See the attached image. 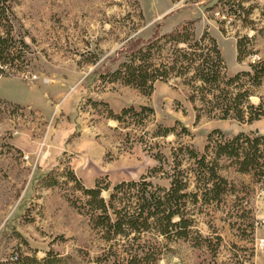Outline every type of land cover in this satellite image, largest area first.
Listing matches in <instances>:
<instances>
[{"label": "rangeland", "instance_id": "rangeland-1", "mask_svg": "<svg viewBox=\"0 0 264 264\" xmlns=\"http://www.w3.org/2000/svg\"><path fill=\"white\" fill-rule=\"evenodd\" d=\"M0 1L12 7L14 37L28 45L14 61L0 63V260H41L51 251L62 256L61 264H111L109 243L68 200L81 197L67 180L70 171L86 187L97 179L112 186L142 176L167 187L166 175L152 170L160 165L154 156L163 155L168 169L173 149L188 145L203 152L215 129L227 138L264 135V117L252 123L221 119L199 100L192 103L184 77L157 80L147 95L108 78L131 49L186 22L197 38L207 31L216 39L227 75L249 70L250 62L264 59V0H240L254 5L247 22L239 18V0H230L231 10L217 0ZM241 36L252 39V52L238 62ZM260 97L264 81L250 100ZM128 107L139 113H127L122 122L107 118L108 108L120 113ZM166 128L172 130L164 134ZM182 162L192 165L187 156ZM220 164L234 193L192 207V240L173 242L157 264H264V246L258 245L264 239V178L238 172L226 160ZM49 178L57 183L48 185ZM198 233L209 238V247Z\"/></svg>", "mask_w": 264, "mask_h": 264}, {"label": "trees", "instance_id": "trees-1", "mask_svg": "<svg viewBox=\"0 0 264 264\" xmlns=\"http://www.w3.org/2000/svg\"><path fill=\"white\" fill-rule=\"evenodd\" d=\"M242 1L236 3L242 10L239 18L247 22L254 5L245 7L241 5ZM217 3L227 6L228 10L234 5L230 0H217ZM12 17L11 5L0 1V63L3 64L14 61L28 46L22 38L14 37ZM251 41L247 36L236 39L238 62L252 52L249 48ZM172 77H184V83L191 88L189 100L194 104L199 100L214 116L245 123L264 117V97H260L257 103L250 100L264 81V59L250 62L249 70L227 75L216 39L207 31L197 38L191 22L131 49L108 74L110 82L137 88L145 95L153 91L157 80L167 81ZM92 103L96 104L95 101ZM145 109L150 108L141 107V111ZM129 112L139 113L133 107L122 108L120 113L108 108L107 118L122 122ZM199 116L197 113V118ZM170 130L172 128L164 129V134ZM184 156L192 159L190 167H183ZM154 157L160 165L152 170L166 175L169 179L167 187L154 185L146 176L139 180H122L112 186L97 179L93 186L86 187L72 171L69 172L67 180L74 183L81 197L68 200L89 217L91 226L98 229L101 237L109 243L111 264H157L171 250L173 242L191 241L196 233L192 207L219 203L234 193V185L220 172L221 160H226L238 172L264 178V135L239 132L227 138L215 129L208 133L203 152L188 145L173 149L168 169L162 167L163 155ZM56 183L55 179H48V185ZM103 190H109L107 198L102 196ZM197 237L204 246L211 245L208 237L199 233ZM199 242L197 240L194 244ZM62 261V256L49 251L41 260L35 256L16 255V258L0 260V264H61Z\"/></svg>", "mask_w": 264, "mask_h": 264}, {"label": "built area", "instance_id": "built-area-1", "mask_svg": "<svg viewBox=\"0 0 264 264\" xmlns=\"http://www.w3.org/2000/svg\"><path fill=\"white\" fill-rule=\"evenodd\" d=\"M258 245L260 247H263L264 246V239H260L259 242H258ZM14 258H16V255H14Z\"/></svg>", "mask_w": 264, "mask_h": 264}, {"label": "crops", "instance_id": "crops-1", "mask_svg": "<svg viewBox=\"0 0 264 264\" xmlns=\"http://www.w3.org/2000/svg\"><path fill=\"white\" fill-rule=\"evenodd\" d=\"M18 104H20V103H18ZM32 103H30V101H28V102H26V103H24V104H21V105H31Z\"/></svg>", "mask_w": 264, "mask_h": 264}]
</instances>
